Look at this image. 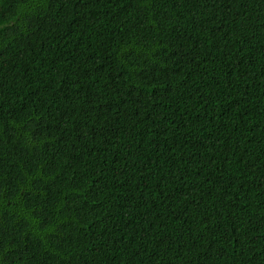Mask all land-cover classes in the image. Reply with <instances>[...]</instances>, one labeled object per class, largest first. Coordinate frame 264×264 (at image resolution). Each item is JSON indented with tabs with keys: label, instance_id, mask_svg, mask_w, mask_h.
Instances as JSON below:
<instances>
[{
	"label": "trees",
	"instance_id": "16d2710c",
	"mask_svg": "<svg viewBox=\"0 0 264 264\" xmlns=\"http://www.w3.org/2000/svg\"><path fill=\"white\" fill-rule=\"evenodd\" d=\"M0 264H264V0H0Z\"/></svg>",
	"mask_w": 264,
	"mask_h": 264
}]
</instances>
